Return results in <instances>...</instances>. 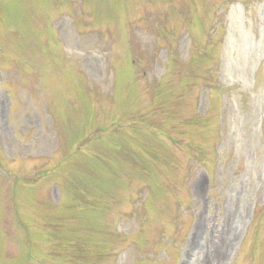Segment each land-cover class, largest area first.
Listing matches in <instances>:
<instances>
[{
  "label": "rangeland",
  "instance_id": "obj_1",
  "mask_svg": "<svg viewBox=\"0 0 264 264\" xmlns=\"http://www.w3.org/2000/svg\"><path fill=\"white\" fill-rule=\"evenodd\" d=\"M0 264H264V0H0Z\"/></svg>",
  "mask_w": 264,
  "mask_h": 264
}]
</instances>
